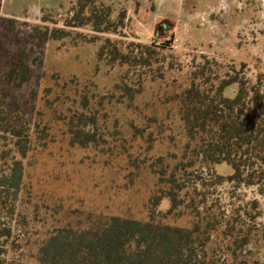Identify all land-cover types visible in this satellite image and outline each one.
Masks as SVG:
<instances>
[{
  "label": "rangeland",
  "instance_id": "374dc122",
  "mask_svg": "<svg viewBox=\"0 0 264 264\" xmlns=\"http://www.w3.org/2000/svg\"><path fill=\"white\" fill-rule=\"evenodd\" d=\"M101 1L113 8V20L121 11L126 14L124 27L102 38L165 45L173 34L171 45L159 48L163 58L154 66L158 69L144 79L131 105L108 98L128 70L98 60L97 43L79 41L78 34L93 35L89 27L70 29L60 40L32 37L36 25L63 26L75 0H0V115L30 126L18 206L25 219L13 223L26 255L55 226L86 225L88 214L147 218L146 204L156 181L148 165L158 156L170 161L180 155L185 141L178 119L163 101L173 85L187 83L200 55L212 60L219 73L243 64L249 84L260 75L264 78V0ZM17 66L26 68L27 80L20 84L17 76L8 78ZM134 73L129 71V76ZM134 81L131 78L130 84ZM235 91L234 84L225 94L233 96ZM82 96L88 98L87 107ZM95 110L108 128L109 143L103 148L70 145L65 117ZM214 170L221 175L232 172L225 163ZM199 177L208 178L210 172L193 170L188 184ZM196 184L200 189L199 180ZM215 190L207 194L206 206L220 226L250 237L236 255L264 264V180L225 182ZM161 207H168V201ZM180 213L168 222L188 225L189 213L184 207ZM229 241L213 236L212 252L221 264L232 261Z\"/></svg>",
  "mask_w": 264,
  "mask_h": 264
},
{
  "label": "trees",
  "instance_id": "16d2710c",
  "mask_svg": "<svg viewBox=\"0 0 264 264\" xmlns=\"http://www.w3.org/2000/svg\"><path fill=\"white\" fill-rule=\"evenodd\" d=\"M70 11L63 26L36 25L32 37L60 40L70 35V29L89 27L93 35L78 34L79 41L97 43L98 60L128 70L108 98H117L116 103L133 101L144 79L158 69L154 66L163 58L159 48L170 46L173 34L165 45L102 38V34H116L124 27V11L113 20V8L101 0H75ZM200 58L187 83L173 85L163 101L178 119L185 141L180 155L174 153L170 161L158 156L148 165L156 181L146 204L147 218L88 214L86 225L55 226L28 255L20 251V232L13 223L20 217L25 219L18 206L24 159L31 142L30 126L12 123L5 114L0 115V264H221L212 252L214 235L230 240L226 245L232 260L229 264H260L238 258L237 251L249 242V235H237L234 227L227 225L228 231L223 229L212 208L206 206V198L225 182L254 184L264 180V78L260 75L255 84H249L243 64L219 73L206 55ZM25 70L13 67L9 80L17 76L19 84L23 83L27 80ZM131 70L135 73L129 76ZM131 78H135L134 84H130ZM234 84L235 94L226 95V88ZM80 100L87 107L88 98L82 96ZM65 118L70 145L103 148L109 143L108 128L97 110ZM136 132L144 137L142 129L136 128ZM151 136L149 133L146 142L152 141ZM129 160L135 162L131 155ZM222 163L232 169L231 174L215 172L214 167ZM197 168L208 169L210 177L196 178L195 184L189 185L190 174ZM164 200L168 201L166 208L161 207ZM182 207L190 215L189 224L169 223L170 218L181 214Z\"/></svg>",
  "mask_w": 264,
  "mask_h": 264
}]
</instances>
